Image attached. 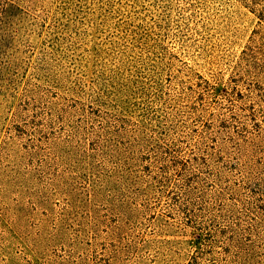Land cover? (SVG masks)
<instances>
[{"label": "rangeland", "instance_id": "374dc122", "mask_svg": "<svg viewBox=\"0 0 264 264\" xmlns=\"http://www.w3.org/2000/svg\"><path fill=\"white\" fill-rule=\"evenodd\" d=\"M12 2L16 15L6 25L33 28L42 33L40 37L32 38L33 51L27 55V64L17 78V98L22 97L25 89H32V85H35L34 92L29 95L33 102L25 99L32 103L30 107L43 108L46 104L55 106L53 109L56 111L63 107L65 119L55 121L54 129L56 136L60 137L62 151L58 153L56 162L44 168L41 174L25 169L28 159L21 146H26L28 137L12 135L21 146L0 154V207H4L5 215L11 217L22 212H33L34 222H42L44 228L41 230L46 235L57 230L60 221L54 220L56 216L60 219L67 215L65 202L72 206L73 219L84 223H101L91 233L89 244L84 248L71 249L68 243L65 246L55 243L51 247L42 246L35 261L12 250L10 253L16 264H192L194 232L188 230L182 233L176 227H182L179 223L185 218L175 214L174 197L145 199L140 188L135 190L125 183H115L114 176L119 177L121 172L117 161L121 157L107 149L109 143L105 148L100 147L101 151L93 150L97 148V137L83 132L90 133L88 131L93 127L96 129L100 126L97 125L100 120L94 116L96 106L90 102L88 87L110 80L108 70L113 68V61H103L101 50L107 49L113 42L118 19L153 27L164 3L155 0ZM104 6L117 11L118 18L114 13H108L109 9ZM195 6V12L188 22L181 20L179 14L173 11V29H170L165 43L170 55L165 56L169 69L161 76L163 91L171 97L177 95L184 98L182 104L191 114L186 141L188 138V142H191L202 137L207 147L216 144L218 149L229 135L235 144L231 142L227 145L233 150L236 144H242L241 134L255 133L254 121L261 125L264 135V103L256 105L248 98H245V102L237 101V92L246 94L251 85L250 78L240 73L247 61L240 59L249 46L253 49L258 47L255 36L260 26L257 19L243 7L242 0H196ZM103 22L106 26L98 27L96 31L94 25ZM49 29L51 32L55 29H78L80 33L78 36L67 33L66 41L60 44L62 48L57 51L56 37H46ZM16 59V56H12L8 66L16 65ZM239 65H242L241 68ZM186 67L191 69V74L199 75L212 87H207L205 83L198 86L201 81L188 76L186 72L179 75L177 70ZM126 76L130 78L128 86L138 89L136 75ZM115 81L119 82L118 79ZM109 92L116 96L123 94L134 97L123 83L109 88ZM199 94L205 96L203 113L200 112L202 101ZM64 98L66 101L62 100ZM231 102L235 105L231 110L233 113L224 108ZM83 104L86 113L82 111ZM8 124L1 128L0 145L5 139V132L10 130L7 129L11 127ZM12 125L15 123L12 122ZM79 126L83 131L72 128ZM12 133L18 134L14 129ZM66 141H71L73 146H65ZM137 165L141 174H146L143 166L149 165V162L143 159ZM57 191L66 192L67 196L51 199L49 196ZM46 198L50 200L43 205L44 208L38 207ZM259 202L264 203V196L260 197ZM33 204L36 207L31 210ZM135 206L141 212L131 213L127 222L117 219L116 213L134 209ZM43 214L49 215L46 217ZM262 219L259 236L250 238L248 242L252 246L248 259L238 255V263L236 252H230L235 256L234 264H264V216ZM248 222L254 224L253 221ZM168 224L174 227H168ZM216 240L214 244L207 243L202 264H220L224 256L221 251L223 239ZM7 255L0 248V263H13L7 260Z\"/></svg>", "mask_w": 264, "mask_h": 264}, {"label": "trees", "instance_id": "16d2710c", "mask_svg": "<svg viewBox=\"0 0 264 264\" xmlns=\"http://www.w3.org/2000/svg\"><path fill=\"white\" fill-rule=\"evenodd\" d=\"M12 1L0 0V133L1 128L8 123L11 126L7 128L10 130L5 132L0 154L13 150L15 146H21L15 137L25 135L28 137V143L25 147L21 146L28 159L25 169L41 174L44 168L56 162L58 153L62 151L60 137L56 136L54 129L55 121L65 119V109L59 107L56 111L53 109L55 106L46 104L43 108L30 107L32 103L25 99L32 101L29 95L34 92L35 85H32V89H25L22 97L17 98V78L23 66L27 64V55L33 51L32 38L40 37L42 33L33 28L21 29L6 25L9 19L16 15ZM155 1H161L165 6L162 7L161 13H157L158 18L153 27L134 25L131 21L125 23L118 19L113 42L107 49L101 50L103 61H113V68L108 70L110 80L88 87L90 102L96 106L94 116L100 120L97 124L100 126L96 129L93 127L88 131L90 133L83 131L80 126L72 128L97 137V148L93 150L101 151L100 147L105 148L109 143L107 149L121 157L120 160L116 159L121 172L119 177L114 176L115 183H125L135 190L140 188L145 199L174 197L175 214L185 218L179 223L182 227H176L182 233L188 230L194 232L195 244L190 242L194 247L192 264L203 263L207 243L214 244L216 239H223L221 251L223 250L224 256L220 259V264H234L235 256L230 253L233 250L239 263L238 255L248 259L247 255L252 251L248 242L250 238L259 236L264 216V203L259 202L260 197L264 196L263 130L261 125L254 121L255 133L241 134L242 144H236L233 150L227 145L231 142L235 144L229 135L218 149L216 144L207 147L202 137L191 142H188L189 138L188 141L185 140L188 137L187 128L191 114L182 104L183 96L171 97L164 93L161 76L169 69L165 56L170 53L165 43L169 38L170 29H173V11L179 14L181 20L188 22L195 12L196 0ZM242 5L257 19L260 28L255 36L258 47L253 49L249 46L240 59L247 61L240 73L250 78L252 86L249 85L246 94L237 92V101L245 102V98H248V101L257 105L264 103V0H242ZM107 8L108 13H114L118 18L117 11L112 7ZM105 26L104 22L95 24L94 29L97 31L98 27ZM67 33L78 36L80 31L55 29L51 32L49 29L46 37H56V50L59 51L62 48L60 44L66 41ZM12 56L17 57L18 63L9 67L8 61ZM241 66L239 65V68ZM177 72L179 75L186 72L188 76L200 80L198 86L205 83L207 87H212L199 75L191 74L189 67ZM133 73L136 75L134 82L137 83L138 89L130 88L127 84L130 78L126 74L131 76ZM109 83L125 84L134 97L123 94L116 96L109 92V88L115 85ZM130 84H133V81H130ZM236 85L238 86V83ZM123 86L121 85L122 89L126 91ZM198 97L202 101L200 112L203 113L205 96L199 94ZM62 100L66 101L65 98ZM17 101L18 104H15ZM234 106L231 102L224 108L233 113L231 110ZM84 107L83 104V112ZM262 108L264 109L263 105ZM12 122L15 125H12ZM13 129L18 134H13ZM71 144V141L64 142L69 148L73 146ZM143 159L149 162V165L143 166L146 170L144 175L137 165L139 160ZM62 195L67 196L66 192L57 191L49 197L55 200ZM50 198L43 199L37 206L44 208L43 205ZM65 204L67 215L60 219L53 217L60 223L55 233L47 235L41 230L44 228L42 222H34L33 212H19V215L14 214L11 217L5 215L4 207H0V248L8 255L15 250L25 258L35 261L42 246L51 247L54 243L61 246L68 243L71 249L87 246L91 233L95 232L101 223H84L73 219L72 206L68 202ZM30 207L34 210L36 205ZM134 212H141V209L135 206L131 210H121L116 213V217L127 222ZM48 215L43 214L46 217ZM248 221H253L254 224ZM167 226L174 227L173 224ZM68 231L72 232L69 234ZM8 257L7 260L13 263L0 264H16L12 254Z\"/></svg>", "mask_w": 264, "mask_h": 264}]
</instances>
